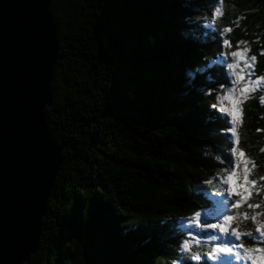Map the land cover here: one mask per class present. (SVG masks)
Segmentation results:
<instances>
[{"label":"trees","instance_id":"obj_1","mask_svg":"<svg viewBox=\"0 0 264 264\" xmlns=\"http://www.w3.org/2000/svg\"><path fill=\"white\" fill-rule=\"evenodd\" d=\"M49 9L58 51L46 122L62 161L24 264H215L188 220L215 206L210 193L229 169L220 85L231 86L238 42L264 76V0H52ZM261 95L243 103L235 127L260 189L247 202L264 212ZM245 205L249 218L233 223L250 247L255 211ZM184 240L200 261L178 250Z\"/></svg>","mask_w":264,"mask_h":264},{"label":"water","instance_id":"obj_2","mask_svg":"<svg viewBox=\"0 0 264 264\" xmlns=\"http://www.w3.org/2000/svg\"><path fill=\"white\" fill-rule=\"evenodd\" d=\"M51 1L0 0V264L35 253L62 161L46 122L58 51Z\"/></svg>","mask_w":264,"mask_h":264},{"label":"snow or ice","instance_id":"obj_3","mask_svg":"<svg viewBox=\"0 0 264 264\" xmlns=\"http://www.w3.org/2000/svg\"><path fill=\"white\" fill-rule=\"evenodd\" d=\"M216 0H212L215 4ZM219 7L216 8V12H220ZM215 16V13H213ZM225 33L230 32L231 29L225 28L223 30ZM240 43L237 44V50L231 51L230 56L237 60V63L228 64V68L234 69L241 64V71L236 74L237 81L243 82L242 86L239 88V96L234 94L233 89H226L225 84H221V90H224V99L228 102L229 107H220L219 111L221 113H226L227 118L224 119V127L221 130L223 132V138L230 141V155L228 156L229 169L227 170V175L224 178V183L227 185V192L229 197L235 195L238 197L236 202L232 205L233 208L239 209L245 203L248 209L257 210L262 207L261 204L247 203L254 193L260 195V189L257 188L258 181L256 179H251L252 170L255 169V162L246 156V153L242 150H238L239 140L237 137L236 123L238 120H242V105L243 103L251 98L256 92L261 91V85L264 84V76L255 75V64L256 56H248L250 49L245 47L242 50L239 47ZM223 44L227 47H231L230 41L228 39L223 40ZM260 55H264V51L260 52ZM219 63V62H217ZM211 67V65H209ZM245 69L247 71H245ZM192 73H189L191 76ZM211 79V78H209ZM226 89V90H225ZM212 91L208 92V95H212ZM220 96H217V100ZM259 102L264 106V95L259 97ZM211 107L215 108L216 105L213 104ZM231 124V127H229ZM259 131V130H258ZM264 151V149H262ZM251 165V168L249 167ZM260 181H264V176L259 177ZM215 196H220V193H215ZM200 212H196L188 220L189 224L194 223L197 229H213L219 230L220 234L229 233L233 240H221L220 243L213 244L211 246V251L206 253L207 259L211 261H217L218 264H233L231 258L239 260L241 255L243 258L250 262V264H264V221L260 220L259 217H264V212H255L251 216V220L254 224V232L244 233V236L251 237L252 246H245L241 241L242 233L236 228H231V223L236 219L235 216L230 214L222 215V222L210 223L208 221L200 222ZM243 218L247 220L248 214L244 213ZM219 219V218H217ZM190 239L195 241L197 244L200 240L193 236L191 233L188 234ZM207 239L210 241H217L218 237L214 234H208ZM192 245L189 240H184L178 245V250L183 254H188L189 258L193 261H200L201 256L191 252ZM228 258V259H225ZM173 264H178L176 260Z\"/></svg>","mask_w":264,"mask_h":264},{"label":"rangeland","instance_id":"obj_4","mask_svg":"<svg viewBox=\"0 0 264 264\" xmlns=\"http://www.w3.org/2000/svg\"><path fill=\"white\" fill-rule=\"evenodd\" d=\"M231 63H237V60L235 62H231ZM241 67H242V65L238 64V66L234 69L229 68V70H230L229 74L231 76L230 77V81H231L230 88L233 89L234 94L237 97L239 96V88L242 86V83H243V82L237 81V79H236V74L241 71ZM245 71H247V70L245 69ZM255 75L257 76L256 72H255ZM261 91H264V84L261 85ZM261 91L256 92V93H260ZM216 190L219 191L220 196H215V193H217V192H215ZM210 197H211V200L215 203V206L207 212H200L201 215H204L203 216L204 218H202L201 223L206 221V219L210 223L222 222V215L223 214L233 215L236 217V219L242 218V215L244 214V212L242 213L241 208H243L244 205L242 207H240L239 209L233 208L232 205L236 202L238 197H236L235 195H233L232 197H229L228 192H227V185H226V183H224V179H221V181H218L216 183V185L213 188V191L210 193ZM247 203H250V202H247ZM245 207L247 208L246 205H245ZM257 210H254V211L257 212ZM217 218H219V219H217ZM259 219L264 221L263 220L264 217H259ZM233 222L231 223L230 227L237 229L236 225ZM191 227L195 231L194 236L199 237V235L202 234L201 235L202 237L200 236L199 238L203 242L208 243L210 245V248L213 244L220 243L221 240H233L234 241V237H231L230 232L225 233V234H220L218 229H216V230H213V229H197L195 227L194 223H192ZM243 232H246V230ZM246 233H248V232H246ZM208 234L216 235L218 237L217 241L208 240L207 239ZM238 243H241V242L239 241ZM225 259H228V258H225ZM231 259L233 260V264H250V262L246 261L243 258V255H241L239 260H236L235 258H231ZM214 263L218 264L217 261H214Z\"/></svg>","mask_w":264,"mask_h":264},{"label":"bare ground","instance_id":"obj_5","mask_svg":"<svg viewBox=\"0 0 264 264\" xmlns=\"http://www.w3.org/2000/svg\"><path fill=\"white\" fill-rule=\"evenodd\" d=\"M95 1V0H94ZM94 4V3H93ZM96 6V5H95Z\"/></svg>","mask_w":264,"mask_h":264}]
</instances>
